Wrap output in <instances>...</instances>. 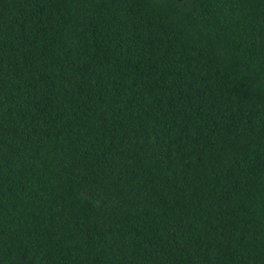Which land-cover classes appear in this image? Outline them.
<instances>
[{
    "label": "trees",
    "instance_id": "trees-1",
    "mask_svg": "<svg viewBox=\"0 0 264 264\" xmlns=\"http://www.w3.org/2000/svg\"><path fill=\"white\" fill-rule=\"evenodd\" d=\"M0 264H264V0H0Z\"/></svg>",
    "mask_w": 264,
    "mask_h": 264
}]
</instances>
